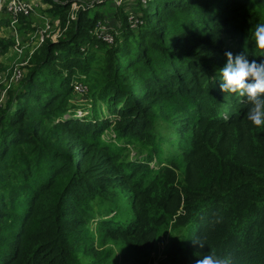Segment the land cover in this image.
Returning <instances> with one entry per match:
<instances>
[{
  "label": "trees",
  "instance_id": "obj_1",
  "mask_svg": "<svg viewBox=\"0 0 264 264\" xmlns=\"http://www.w3.org/2000/svg\"><path fill=\"white\" fill-rule=\"evenodd\" d=\"M41 1L62 32L0 105V264H116L89 235L150 253L161 225L158 264H264V126L220 89L225 51L264 59V0H146L135 27L119 11L111 42L95 33L97 3Z\"/></svg>",
  "mask_w": 264,
  "mask_h": 264
},
{
  "label": "rangeland",
  "instance_id": "obj_2",
  "mask_svg": "<svg viewBox=\"0 0 264 264\" xmlns=\"http://www.w3.org/2000/svg\"><path fill=\"white\" fill-rule=\"evenodd\" d=\"M146 0H85L82 1V6L97 3V9L103 15V19L97 22L95 33L97 36L106 37L107 42H111V32L117 30L121 25L117 14L119 11L125 14L126 19L131 27H135V12L140 8L141 3ZM12 0L0 1V41L9 49L3 50L0 47V105L4 104L7 99V86L10 83L19 81V77L26 74V64L30 56L43 44L45 40L57 42L61 38L62 29L60 28V20L48 14L50 6L39 0H16L15 4L21 3L24 12H10L9 7L12 6ZM81 5H73L69 13V20H74L77 16V11ZM14 13V14H12ZM22 13V15H21ZM23 16V17H22ZM64 29V28H63ZM66 29V27H65ZM11 54V58L8 55ZM138 86V85H137ZM141 87V86H140ZM78 96L74 99L76 105L75 115L80 119L85 118L89 113V105L85 95V89L80 86H75ZM138 88V87H137ZM140 91V90H138ZM86 104V105H84ZM81 106V107H80ZM103 106V105H102ZM101 106V107H102ZM105 106V105H104ZM105 111L107 109L105 108ZM104 138H109L108 141L114 146L124 145L129 149L130 154L137 151V147L128 140L116 138V133L106 132ZM170 226L165 225L158 229V241L154 250L146 253L140 250H134L117 240L109 242H98L97 237L100 232L93 238V243L97 250L107 251L114 259L116 264H158V260L164 258V248L169 240Z\"/></svg>",
  "mask_w": 264,
  "mask_h": 264
},
{
  "label": "clouds",
  "instance_id": "obj_3",
  "mask_svg": "<svg viewBox=\"0 0 264 264\" xmlns=\"http://www.w3.org/2000/svg\"><path fill=\"white\" fill-rule=\"evenodd\" d=\"M255 47L264 56V23H259L253 31ZM225 64L220 68L221 91L235 92L250 102L247 119L253 126H264V59L259 62L246 58L245 54L233 55L225 51ZM201 246H203V243ZM195 264H232L231 256H217L215 253L204 255Z\"/></svg>",
  "mask_w": 264,
  "mask_h": 264
},
{
  "label": "built area",
  "instance_id": "obj_4",
  "mask_svg": "<svg viewBox=\"0 0 264 264\" xmlns=\"http://www.w3.org/2000/svg\"><path fill=\"white\" fill-rule=\"evenodd\" d=\"M0 1H2V0H0ZM15 1L16 0H12V6H10L9 7V11L10 12H15V13H17V12H24V13H27V10H25V9H22V5H21V3H18L17 5L15 4ZM73 5H78V4H75V3H73L72 4V6ZM72 8V7H71ZM12 14H14V13H12ZM22 14V13H21Z\"/></svg>",
  "mask_w": 264,
  "mask_h": 264
},
{
  "label": "crops",
  "instance_id": "obj_5",
  "mask_svg": "<svg viewBox=\"0 0 264 264\" xmlns=\"http://www.w3.org/2000/svg\"><path fill=\"white\" fill-rule=\"evenodd\" d=\"M39 1H40V0H39ZM10 47H11V46H10ZM10 47L8 46V49H9ZM8 57H10V58H11V57H12V56H11V54H9V55H8Z\"/></svg>",
  "mask_w": 264,
  "mask_h": 264
}]
</instances>
